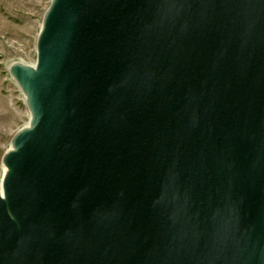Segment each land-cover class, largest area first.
I'll return each mask as SVG.
<instances>
[{"label":"water","instance_id":"95a60500","mask_svg":"<svg viewBox=\"0 0 264 264\" xmlns=\"http://www.w3.org/2000/svg\"><path fill=\"white\" fill-rule=\"evenodd\" d=\"M9 72L0 264H264V0H52Z\"/></svg>","mask_w":264,"mask_h":264},{"label":"rangeland","instance_id":"374dc122","mask_svg":"<svg viewBox=\"0 0 264 264\" xmlns=\"http://www.w3.org/2000/svg\"><path fill=\"white\" fill-rule=\"evenodd\" d=\"M51 1L0 0V179L13 137L30 121L25 96L9 68L15 62L36 64L37 39Z\"/></svg>","mask_w":264,"mask_h":264},{"label":"bare ground","instance_id":"6f19581e","mask_svg":"<svg viewBox=\"0 0 264 264\" xmlns=\"http://www.w3.org/2000/svg\"><path fill=\"white\" fill-rule=\"evenodd\" d=\"M35 65V64H34ZM4 172H5V169H4ZM4 172H3V176H4ZM3 176H2V178L0 179V182H1V180L3 179Z\"/></svg>","mask_w":264,"mask_h":264}]
</instances>
